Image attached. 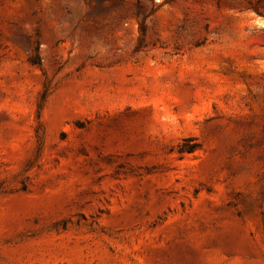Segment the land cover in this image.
Returning <instances> with one entry per match:
<instances>
[{"label":"rangeland","instance_id":"1","mask_svg":"<svg viewBox=\"0 0 264 264\" xmlns=\"http://www.w3.org/2000/svg\"><path fill=\"white\" fill-rule=\"evenodd\" d=\"M0 264H264V0H0Z\"/></svg>","mask_w":264,"mask_h":264}]
</instances>
